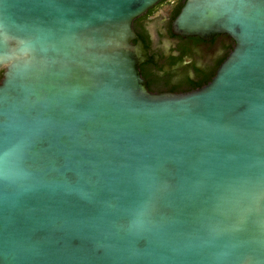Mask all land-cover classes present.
Returning a JSON list of instances; mask_svg holds the SVG:
<instances>
[{
	"label": "water",
	"instance_id": "1",
	"mask_svg": "<svg viewBox=\"0 0 264 264\" xmlns=\"http://www.w3.org/2000/svg\"><path fill=\"white\" fill-rule=\"evenodd\" d=\"M162 0H0V264H264V0H187L172 34L236 46L149 92Z\"/></svg>",
	"mask_w": 264,
	"mask_h": 264
},
{
	"label": "flooded vegetation",
	"instance_id": "2",
	"mask_svg": "<svg viewBox=\"0 0 264 264\" xmlns=\"http://www.w3.org/2000/svg\"><path fill=\"white\" fill-rule=\"evenodd\" d=\"M186 3L162 0L134 22L137 40L133 44L140 41L145 47L140 70L152 94L181 95L206 87L236 46L227 35L209 41L174 36L173 23Z\"/></svg>",
	"mask_w": 264,
	"mask_h": 264
},
{
	"label": "trees",
	"instance_id": "3",
	"mask_svg": "<svg viewBox=\"0 0 264 264\" xmlns=\"http://www.w3.org/2000/svg\"><path fill=\"white\" fill-rule=\"evenodd\" d=\"M3 73V72H2Z\"/></svg>",
	"mask_w": 264,
	"mask_h": 264
}]
</instances>
